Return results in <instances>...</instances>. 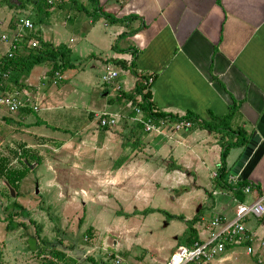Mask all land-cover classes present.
Here are the masks:
<instances>
[{
	"label": "crops",
	"instance_id": "obj_1",
	"mask_svg": "<svg viewBox=\"0 0 264 264\" xmlns=\"http://www.w3.org/2000/svg\"><path fill=\"white\" fill-rule=\"evenodd\" d=\"M91 1L67 0L57 7L49 8L47 14L43 15L44 21L37 24L38 30L42 29L43 33L39 36L46 37L45 41L55 45L70 42L71 46L66 45L72 50L70 69L73 70L70 71L73 72L75 85L79 81L88 85L93 79L92 73L86 69L87 65L79 71L75 68L78 56L85 50L89 40L95 52L88 56L98 62H95V65L101 64V74L111 66L119 71L114 90L116 86L126 92L133 89L137 78L128 70H121L118 67L121 64H117L118 61H123V64L129 65L133 61L139 73L153 77L150 92L154 110L177 116H185L191 112L197 119L194 118L192 126L182 132L172 134V131L166 129L165 135L159 136L160 139L166 140L162 143L171 142L172 158L177 165L188 171L184 172L186 175L178 169L168 172L170 174L167 175V182L174 176L171 172L180 173L177 181L185 182L188 186L184 193H193L198 199L204 194L210 198L206 207L217 208L213 216L222 215L227 220L233 218L238 203L249 204L264 196V0ZM30 2L28 0V3ZM85 5L89 9L88 12L83 10ZM92 5L119 18V21L110 23L103 17H94L93 14L97 12L91 8ZM12 7L14 5L9 8ZM55 8L58 10L57 15L53 17L56 20L50 25ZM65 8L69 13L67 16L61 12ZM12 12L13 9L0 10V37L12 34L15 30L16 20L22 14ZM76 15H82L81 21ZM28 16L31 18L29 14ZM82 21H86L88 27H83ZM78 22L81 23L83 35L74 37L80 38L79 43L75 44L72 42L74 38L71 31L79 32ZM48 27H53L54 30L48 31ZM25 45L29 48L28 42ZM7 48L8 45L0 39V58ZM77 52L78 56L75 55ZM49 68V64L41 63L34 66L28 75L11 71L0 82L5 90H19L23 95L34 98L40 111H44L47 117L48 111L54 105L65 104L64 89L60 92L52 88L47 89L52 85L47 79ZM77 88L79 87L76 85L72 90V93L77 94L72 104L80 102L84 109L85 106L91 108L85 109L90 112L99 110L93 100L101 98L96 96L87 104L86 93ZM117 101H121L125 107L128 106V102L124 100ZM106 102L110 108H100L101 111L116 112L113 111L116 101L107 98ZM24 108L9 115L0 113V145L10 144L14 140L16 127L30 131L29 127L32 125L44 126V118H40L43 121L34 118V113H29ZM132 115L130 110L129 120ZM223 116L227 117L225 126L246 130L250 134L249 139L253 133L257 137L252 153L240 167H236V164L246 145L232 147L226 158L230 168L229 174L237 175L238 180L244 179L251 183L248 185V192L242 189V201L236 197L233 188L218 190L219 186L214 183L215 176L212 178L216 169L211 171V167L215 165L217 168L220 163V140L227 139L228 131H209L198 125L199 120L210 122ZM87 117L92 120L90 113ZM36 120L39 124L35 123ZM91 120L84 127L89 126L93 121ZM134 126L136 127L135 123L130 127L131 135L136 130ZM32 133L35 131L32 130ZM41 135L57 138L54 132ZM140 139L137 141L140 142ZM24 147L32 150L34 148L30 143L24 144ZM124 163V168L119 169L120 173L126 170L129 164L127 161ZM90 174L92 173L87 172L85 178L90 180ZM210 178L212 183L209 182ZM230 184L233 187L236 185L231 181ZM206 211L208 212L205 208L204 215ZM245 226L252 237L251 242L230 245L221 256L195 264H231L233 261V264H238L237 261L240 260L237 256L241 253L237 252V247L234 246L247 244L253 247L254 252L247 254L245 248L247 258L244 257L246 262L242 260L241 264H264V215L259 218L248 217ZM207 230L208 228L199 231V239L207 236Z\"/></svg>",
	"mask_w": 264,
	"mask_h": 264
},
{
	"label": "rangeland",
	"instance_id": "obj_2",
	"mask_svg": "<svg viewBox=\"0 0 264 264\" xmlns=\"http://www.w3.org/2000/svg\"><path fill=\"white\" fill-rule=\"evenodd\" d=\"M30 1L0 0V10L13 9L12 13L29 14L34 20L36 5L34 0ZM12 5L14 7L9 8ZM57 11V8L53 10L50 25L56 20L53 17L57 15ZM67 11L65 8L61 12L67 16ZM71 15L74 17L73 12ZM76 17L81 21L82 15ZM81 23L83 27H88L86 21ZM81 23L79 32L71 31L73 38L83 35ZM35 26L38 28L37 24ZM53 30V27H48V31ZM38 31L41 33L42 29ZM39 37L47 40L46 37ZM79 40L80 38H74L72 42L76 44ZM66 44L71 46L69 41ZM101 47L104 48L103 45ZM94 52L89 40L80 56L77 55L78 52L75 53L78 56L75 67L77 71L87 65L86 69L93 77L88 85L80 81L76 85L80 88L77 90L86 93L87 104L96 96L101 98L93 100L99 110L90 112L85 109L91 108L85 106L84 109L80 102L72 104L77 97L76 93H72L76 87L73 72L70 71L73 69H66L63 75L67 78L56 85L48 75L47 79L53 86L47 89L59 92L64 89L65 104L54 105L47 117L40 109L33 111L34 118L46 120L44 122L40 119L44 126L32 125L29 127L30 131L14 126V140L10 144L0 145V153L9 157L11 167H22L13 152L24 144H32V152L41 157L40 163L33 161L27 175L19 182L18 196L11 192L9 197L6 184L1 183L0 264H112L117 257L122 259L121 264H164L178 245L187 220L198 215L199 219L193 226L199 237V231L207 229L208 220L217 212L216 207H206L210 198L204 194L198 199L193 193H184L188 186L185 182L177 181L180 173L171 172L174 176L167 182L168 172L174 169L188 173L172 158L171 142L162 143L166 140L160 139L159 134L154 131L145 132L143 128L142 131L134 132L135 139L141 138L140 142L135 141L130 130L135 121L128 117L131 107H125L121 101H117L118 92L113 88L116 81L115 85L102 82L101 64L95 65L97 61L88 56ZM107 98L116 101L113 111L119 113L122 119H119L120 124L116 127L106 128V132L99 126L94 114L100 112V108H110ZM0 113L9 115V110L0 106ZM88 113L93 121L87 117ZM89 120L92 122L84 127ZM36 122L39 124V121ZM51 132L57 138L41 135ZM126 161L129 164L120 173L119 169L124 168ZM214 166L211 171L217 169ZM87 172L92 173L90 180L84 176ZM212 178L209 179L211 183ZM219 188H222L221 191L224 188L231 190L228 187L219 186L218 190ZM14 200L26 209L29 217L12 205ZM205 208L208 212L204 215ZM161 210L166 212H160ZM199 211L201 215L198 214ZM8 214L13 215L15 223L22 225L7 230L4 219ZM167 214L182 218H169ZM234 247L241 253L237 256L238 260L246 262L245 247ZM52 250L64 254V262L54 257ZM240 261H237L238 264H241Z\"/></svg>",
	"mask_w": 264,
	"mask_h": 264
},
{
	"label": "trees",
	"instance_id": "obj_3",
	"mask_svg": "<svg viewBox=\"0 0 264 264\" xmlns=\"http://www.w3.org/2000/svg\"><path fill=\"white\" fill-rule=\"evenodd\" d=\"M34 1L36 5L34 24H39L40 22L44 21L43 15L47 14L48 12L47 10L54 6L48 5L46 3L47 0H34ZM83 10H85L86 12L89 11V9L86 6H84ZM94 11L97 12L93 14L94 17H103L104 19H106L107 22H110V23L119 21V18H115L109 13L104 12L102 8L100 9L99 7L95 6ZM91 13L92 11L90 12V14ZM31 38L38 40L37 47L31 48L29 46V48H27V46L25 45L27 42L26 40H29ZM26 40L22 43L21 49L16 50L14 52L13 57L11 58L1 57L0 58V61H2L1 69L3 71H8V72L18 71L19 75L20 74L28 75L31 69L35 65L46 63V64H49L50 66L48 75L52 79V76H54L55 71L58 70L63 74L66 69H69L72 67L71 65L72 50L66 44L59 43L55 45L54 43L50 41H45L41 39L38 35H29L26 38ZM118 62L117 64H121L122 69L128 70L132 75H134L137 78L133 86V89L131 91L126 92V91H123L122 89L117 90L119 94L117 96L118 100H124L125 102L131 101L132 104L138 105L142 109V112L145 118L154 116V119L157 120L160 117L161 118L169 117L172 121L177 120L179 118H184V119L190 120L191 122L194 120V118L196 119L194 114H192L191 112H188L185 116H177V115H173L170 113L157 112L156 110H154L153 104L151 102V92H150L151 84L150 85L144 84V81L145 79H147L148 76L139 73L135 69L133 61H131L129 65L123 64V61H118ZM1 80L2 78H0V81ZM15 82H17V80H15ZM137 94H141V97H142L141 102L136 101L135 96ZM24 109L25 110L27 109V112L29 113H33L34 111L30 107H27ZM132 114H134L133 110H132ZM226 120H227L226 116H223L220 119L214 118L210 122L199 120L198 125L200 126V128L207 129L209 131H216V132H221V133H222V130L228 131V133L226 134L227 139L223 138L220 140V145H221L220 163L216 169V176H215L214 182L216 183V186L226 187V188L228 187L230 189L233 188L236 197L240 201H242L244 198V193L242 189L245 186L250 185L251 183L244 179H241V180H238L237 183H235L236 185L233 187L230 184V181L228 180V174L230 172V168H228L227 166L226 158H227L229 150L232 147L246 145L249 141L250 134L242 128L233 129V128H230L229 125L228 127L225 126ZM135 128L136 130L134 132L137 133L138 131H142L143 126L141 123H136ZM102 129L103 131H106V127H102ZM134 132L132 133L133 138L136 135V133L134 134ZM137 140L138 139H135V141ZM13 154L16 156V158L20 160V163L22 164L21 168L9 166V162H10L9 157L0 153V178L6 184V187L9 192L8 193L9 197L10 195H12L11 191L15 192L16 196H18V188L20 184L19 182L21 181V179H23L27 175V172L30 170L29 166L33 164V161H36L37 163L41 162V157L33 153L31 149L25 148L24 145L20 147L18 151L15 150ZM12 205L16 208H19L21 214H23L26 217H29V213L26 211L24 207H22V205L18 201L14 200ZM151 210L159 211L160 209H151ZM160 212H166V211L161 210ZM167 216L169 218H179V219L182 218V216H175L172 214H167ZM198 219L199 217L196 214L194 217H192V219L186 221V228L178 241V245L179 244L191 245L194 241L199 240L197 230L193 226ZM4 221H6L5 227L7 228V230L14 229L15 226L22 225V223H15L13 221L12 214H8V216L4 219ZM31 222L33 223L35 221H31ZM88 233H90L89 230H88ZM52 253L54 257L61 259L63 260L62 262H64L65 260L64 254L58 251H55V250H52ZM0 255H1V251H0ZM50 264H54V263L51 262ZM103 264H110V263L104 262ZM112 264H114V262Z\"/></svg>",
	"mask_w": 264,
	"mask_h": 264
},
{
	"label": "built area",
	"instance_id": "obj_4",
	"mask_svg": "<svg viewBox=\"0 0 264 264\" xmlns=\"http://www.w3.org/2000/svg\"><path fill=\"white\" fill-rule=\"evenodd\" d=\"M65 0H47V4L54 6L63 3ZM29 35H40L38 28H36L33 20L27 15H20L15 24V30L12 34L2 35L0 39L8 45L5 54L2 57L11 58L14 52L22 46V43ZM28 45L33 48L38 46V40L31 38L26 40ZM2 61H0V78L4 79L8 75V71L1 69ZM119 71L112 66L106 69L101 74V80L104 84H111L118 78ZM64 75L60 71H55L52 76V83L58 84ZM153 81L152 76L145 79L144 84L150 85ZM120 87L116 86V90ZM137 102L142 101L141 94L135 96ZM0 106H5L9 113H15L24 107H30L34 111L40 109L34 98L29 95H23L21 91L4 90L0 82ZM128 106L131 107L134 114L132 120L135 123H141L145 132H156L159 135H165V130L168 129L172 134H177L179 131L186 130L192 126V122L188 119L179 118L172 121L169 117L154 119V116L144 117L142 109L138 105L132 104L128 101ZM154 112V111H153ZM156 112V111H155ZM100 127L113 128L119 123L122 117L119 113L100 111L94 114ZM171 135V134H170ZM216 176V174H213ZM0 178L1 183L4 181ZM228 180L235 184L238 176L228 174ZM245 192L249 191V186L243 189ZM264 215V196L259 197L252 203H238L232 219L227 220L222 215L214 216L209 224L207 230V237L194 241L191 245L179 244L174 251L169 255L164 264H188L190 262H207L217 258L225 252L226 248L230 245H241L252 241V237L247 231L245 220L248 217L255 216L257 218ZM247 254L254 252L253 247L249 244L244 246ZM122 259L117 257L114 259V264H121Z\"/></svg>",
	"mask_w": 264,
	"mask_h": 264
},
{
	"label": "water",
	"instance_id": "obj_5",
	"mask_svg": "<svg viewBox=\"0 0 264 264\" xmlns=\"http://www.w3.org/2000/svg\"><path fill=\"white\" fill-rule=\"evenodd\" d=\"M254 134L255 133L252 134V136L249 139L248 143L244 147L243 153L240 156V159H239L238 163L236 164V167H240L241 164H243L248 159L250 154L252 153V150H253L254 146L256 145V140H257V137ZM36 191H37V189H36ZM13 193L14 192H12V194Z\"/></svg>",
	"mask_w": 264,
	"mask_h": 264
}]
</instances>
